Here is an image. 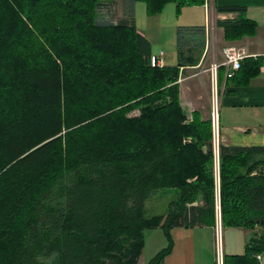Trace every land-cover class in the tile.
Wrapping results in <instances>:
<instances>
[{"label":"trees","instance_id":"obj_1","mask_svg":"<svg viewBox=\"0 0 264 264\" xmlns=\"http://www.w3.org/2000/svg\"><path fill=\"white\" fill-rule=\"evenodd\" d=\"M138 1L156 15L205 0H121L119 22L109 0H0V264H138L156 228L168 243L147 264H162L172 229L215 226L218 198L223 227L263 229L224 264H259L264 146L220 143L218 182L210 120L187 118L177 83L200 64L206 26H179L178 63L153 65ZM216 8L235 14L216 19L227 39L256 31L246 6ZM259 71L247 56L219 83ZM170 190L167 212L150 215Z\"/></svg>","mask_w":264,"mask_h":264},{"label":"crops","instance_id":"obj_2","mask_svg":"<svg viewBox=\"0 0 264 264\" xmlns=\"http://www.w3.org/2000/svg\"><path fill=\"white\" fill-rule=\"evenodd\" d=\"M139 2L136 3V26L151 42L153 55H159L162 50L157 52V48H155L156 30L149 28V26L140 28L138 25L137 11ZM215 3L216 6H246L248 18L257 24L256 31L253 34H246L240 38L229 40L226 38L225 30L222 27L217 26L216 31L219 34L220 43L224 47L229 45L237 46L244 49L247 56L260 58V71L256 76L251 78L249 83L236 85V82H231L224 87L221 93V143L236 146H264V0H215ZM183 8H187V12L189 8L192 17L188 18L189 22L187 25L182 26L206 25L207 20L204 5H188ZM234 15L233 13H218L217 17L225 19ZM164 56L162 65H166ZM213 230L214 227L212 226L176 227L172 229L174 248L166 256L162 264H196L197 248L204 246H208L210 249V253L208 252L209 257L205 264H216V249L215 254H213ZM242 230H244V237L241 239L239 245L236 246V253L233 252L231 255L244 254L246 252V240L263 232V229L259 226L254 229L242 228ZM232 244L233 242L229 245L230 249H233ZM263 252L264 249L258 254L260 258H258V255L256 256L259 264H264ZM142 256L138 264L141 263ZM146 262V259H144L142 264H147Z\"/></svg>","mask_w":264,"mask_h":264},{"label":"rangeland","instance_id":"obj_3","mask_svg":"<svg viewBox=\"0 0 264 264\" xmlns=\"http://www.w3.org/2000/svg\"><path fill=\"white\" fill-rule=\"evenodd\" d=\"M105 1V0H102ZM109 4L115 6V22H119L123 17V10L121 5V0H109ZM106 3V2H105ZM108 3V2H107ZM144 2L140 1L137 11V21L139 27L154 28L156 30L155 36V48L157 52L164 51V60L166 65H176L178 60V27L182 25H187L191 18V10L188 8H182L178 12L177 5L174 3L168 4L164 9V12L158 13L156 15H149L147 12V6L145 8ZM188 6V5H187ZM186 7V6H185ZM112 17L108 11H100V20L109 21ZM144 20V22H142ZM214 38L217 42L214 43V48L211 47L201 66L196 68H185L181 69V73L177 80L180 86V100L184 112L189 120L193 118V112L197 111L202 119L210 120V130L212 142L214 144V132L211 122V107L213 100V89L212 80L210 72L207 69L210 68L211 64L215 60H221V52L223 45L220 43L219 34L217 31L214 34ZM222 90L220 89L219 95L221 96ZM140 113L139 109H135L130 112L129 115H138ZM191 138V137H189ZM221 143V140H220ZM214 167L217 174V180L219 182V169L220 162L217 157H215ZM173 198V191H159L148 201V213L150 215L164 214L167 212L168 205ZM243 227L235 226H225L223 228V247L225 249V254L231 255L233 252L236 253V246L239 245L241 239H243L244 230ZM213 246L215 254V232H212ZM251 239V238H250ZM246 240L247 244L250 241ZM145 248L144 254L141 259V263L146 259V263L157 253L159 249L166 246L168 241L166 234L162 228H156L147 230L145 232ZM233 242V249H230V243ZM162 246V247H161ZM245 248V249H246ZM210 249L209 247H198L196 252V264H205L209 257ZM264 255V252H263ZM215 257V256H214Z\"/></svg>","mask_w":264,"mask_h":264},{"label":"built area","instance_id":"obj_4","mask_svg":"<svg viewBox=\"0 0 264 264\" xmlns=\"http://www.w3.org/2000/svg\"><path fill=\"white\" fill-rule=\"evenodd\" d=\"M205 13H206V47L204 55L200 64L196 67L202 65L208 50L213 47L214 43L217 42V39L214 38L216 32V19L218 18L217 6L215 0H205L204 3ZM163 51L159 55H153L152 63L153 65H162L163 62ZM247 57V53L244 49L237 46L229 45L225 46L221 52V60H215L207 71L210 72L212 80V89H213V100L211 107V122L214 132V152L216 157L219 160V148H220V139H221V124H220V89L223 92L225 85L222 86L219 83V68H224V79L232 77L236 70L241 67L242 60ZM195 67V68H196ZM215 231V249H216V264H224V247H223V223L221 217V210L219 205V198L217 202V216L216 224L214 226ZM260 258V255H258Z\"/></svg>","mask_w":264,"mask_h":264}]
</instances>
